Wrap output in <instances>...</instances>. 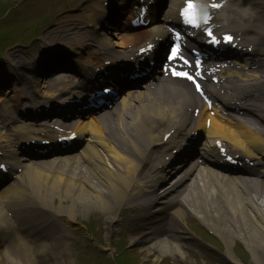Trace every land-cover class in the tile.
<instances>
[{
    "label": "bare ground",
    "instance_id": "1",
    "mask_svg": "<svg viewBox=\"0 0 264 264\" xmlns=\"http://www.w3.org/2000/svg\"><path fill=\"white\" fill-rule=\"evenodd\" d=\"M128 42H130V40L126 39L120 44L124 45ZM263 108L262 105L260 110L262 111ZM153 115L154 117L168 118V125L173 127L176 125V117L173 113L169 112L164 102L157 104L146 102L142 104L141 108L128 114L129 117L122 120L118 125H113L108 128L105 126L107 131L112 132L113 130L117 132L121 141H119V139H114L113 135H109L113 140L106 139V141L101 140V142L95 143L99 149L105 150L106 155L104 157L111 159L115 169L120 166L119 163L124 160L123 169H125V171L123 174L118 173L116 170L104 168L99 170L96 176L97 179L99 177H104L100 185L86 186V182L82 180L78 174L75 175V172L70 169L72 165H74L75 170L79 169L78 167L81 166L80 161L77 159L79 157H71V159L65 158L62 159L59 167H55L54 163H51V167H48V173L46 174H40V169L37 166L33 171L34 173L27 174L24 177L23 183H29L33 190L30 194L36 196L38 201L34 209L26 200V197H23V191L20 189H8L5 194L6 196L2 200L6 201V204L13 208L18 218H21L23 213L31 214L34 211V214H36L38 210L37 204L40 203L38 199L45 198L46 195L50 197L48 199H50L51 202L54 199H57L59 202L66 201L69 202L71 206H82L83 211L88 210L90 206H96L98 210L104 213L105 211H119L124 208L125 201H129L130 198L138 192V189L141 188L138 184L144 185L145 177L157 178L160 184L171 178L170 174L165 176L161 175L160 177L157 176L158 174L154 171V168H148L147 166L151 165L150 158L141 154V146L147 132L145 129L143 130L142 121L140 120L142 118H147V116L152 117ZM262 118L264 120V113H262ZM144 123L145 122H143V124ZM106 129H104V131H106ZM100 131L101 130H99V132ZM212 131L215 136L224 139V141L227 140V143L233 144L235 147L244 144V142L236 137L233 129L222 126L218 124V122H213ZM243 138L248 146H256V143L252 141V137L243 135ZM0 140H2V138ZM112 142H116L119 145L118 150ZM85 148L89 149L86 151L89 152V155L84 153L81 158L87 162L85 166L88 169V173L92 174L90 169L94 168V161L100 156L97 154L95 148ZM128 152L130 157H132V152H134L135 155L138 154V156H141V159L136 160L135 158H128ZM145 166L147 167L142 172ZM52 170H58V174L55 176L52 175L50 173ZM140 173L143 174L140 175ZM207 173L206 176L201 175L198 173L197 169H195L194 171H189V174H181L182 176L173 185V189L168 188L166 192L164 191L163 198L160 202L165 204L174 201V199L182 198V205L186 207L187 214L199 216L201 220L210 219L212 228L224 237L227 235L231 239L236 232V234H238L237 238L246 244L245 246L254 253L257 259L260 257L264 258V216L256 212V208L253 206L255 205V201H252L254 199L251 197V195H254L257 199L260 197L264 198L263 181L251 182L252 186L255 184L258 185V188L253 187L252 190L251 187L243 185L244 183H242L241 180H237L238 185L234 186L223 174H219L212 170H207ZM123 175L126 177L124 178ZM70 176H74L72 180ZM234 191H236V196L233 194ZM250 191L253 193L249 194ZM259 207H261V211L263 212L264 200H261ZM2 208L3 207L0 206V215L2 214ZM67 208L70 209L69 206H67ZM247 208L253 210V213L255 212L253 217L245 216ZM141 209L146 211L147 208L143 207ZM157 212H159V214H151L150 216L152 218L149 220L144 218L141 222V226L146 228L144 231L145 234L139 235V241L143 240L140 242V245H142L143 242L145 245V256H149L153 251L155 252L156 249H159L158 256L160 257L165 254L170 247L172 250L171 253L182 260L185 254L180 248L181 241L186 240L187 243L191 242L190 236H184L183 234L177 236L169 232L168 239H170V246L164 245L162 240H149V236L159 235L158 229H155V227H159L163 223V220L167 219V212L165 213V210L156 208V213ZM175 212L178 213L179 209H175L174 213ZM229 214H232V217H230ZM228 218L230 219L231 227L237 226L234 233H230V227L226 224ZM168 220L172 223L170 218ZM254 224L257 226H253Z\"/></svg>",
    "mask_w": 264,
    "mask_h": 264
},
{
    "label": "snow or ice",
    "instance_id": "2",
    "mask_svg": "<svg viewBox=\"0 0 264 264\" xmlns=\"http://www.w3.org/2000/svg\"><path fill=\"white\" fill-rule=\"evenodd\" d=\"M208 7L212 8L213 10L219 9L222 7V4L215 2L208 5ZM182 18L186 22V24L194 29H199L200 24L198 23V17L194 11V5L189 2L187 4V7L182 11L181 13ZM209 17L205 16L203 20L204 28L201 30L202 35L210 41L213 45H219L221 43L229 44L230 46H234V37L231 34H225L222 38L218 37L216 34H214L213 30L207 28V24L209 23ZM180 37L177 36V39ZM151 47V46H150ZM150 50V48H149ZM144 50H142L143 52ZM181 60L182 63L185 66H188L190 64L189 59L185 58L183 55H181V45L175 44L173 42L172 46L170 47L169 53L166 57V60L169 64H171L175 60ZM201 62L199 60L195 61V64L193 65L194 73H190L188 71H177L176 69H172V75L174 77L183 78L185 82L189 83V86H194L195 90L197 92L202 91V85L199 82L198 78L201 75V72L199 71ZM104 91H110L105 89Z\"/></svg>",
    "mask_w": 264,
    "mask_h": 264
},
{
    "label": "rangeland",
    "instance_id": "3",
    "mask_svg": "<svg viewBox=\"0 0 264 264\" xmlns=\"http://www.w3.org/2000/svg\"><path fill=\"white\" fill-rule=\"evenodd\" d=\"M185 220H186V222L189 224V226L191 227V226H193L194 227V225L190 222V220L191 221H193V223L195 224V226L197 225L196 224V222H195V219H192L190 216H187V217H185ZM235 244H238L237 242H235ZM127 258L130 260V258H129V256L127 255ZM141 259H146V258H144V255H142V257H141ZM142 261V260H141ZM143 262V261H142ZM145 263H151V264H153V263H155L151 258H150V260L149 261H144Z\"/></svg>",
    "mask_w": 264,
    "mask_h": 264
}]
</instances>
